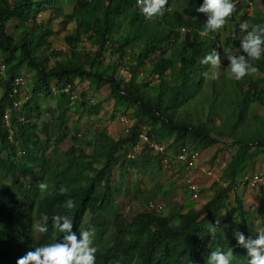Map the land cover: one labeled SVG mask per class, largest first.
<instances>
[{"label": "trees", "instance_id": "16d2710c", "mask_svg": "<svg viewBox=\"0 0 264 264\" xmlns=\"http://www.w3.org/2000/svg\"><path fill=\"white\" fill-rule=\"evenodd\" d=\"M237 1L232 0L234 4ZM182 3L181 7H175L173 0H168L163 15L147 20L136 0H76L69 13L63 12L62 0H0V65L3 66L0 75V264H17L20 257L34 251L36 246L62 238L63 234L52 227L51 217L55 215L69 216L74 231L87 230L83 223L91 205L100 216V222L92 225L96 264H207L210 252L217 248L225 252L229 248L233 250L231 264H248L250 257L238 245L234 233L239 231L255 238L258 230L248 221L247 211L237 195L234 200L239 229L230 226L220 230L218 226L212 233L208 226L218 220L229 190L236 189L235 184L244 177L249 164L258 155L264 161V135L251 136L245 132L250 129L249 123L264 125V114L250 107V118L244 122L249 104H264L262 81L254 74L236 80L230 70L217 73L221 67L204 64V57L216 49L220 35L218 32L201 35L206 20L200 18L203 13L197 9L203 0H182ZM46 7L50 9V16L38 24L37 17ZM128 7L130 12L126 11ZM168 7L172 10L168 11ZM58 17L63 28L70 22L75 23L72 32L65 36L69 52L51 50L46 54L53 34L50 21ZM12 20L13 28L9 31ZM246 21L249 25H263L264 13L255 11ZM180 27L185 31L178 39ZM79 41H86L94 49L83 46L77 50ZM226 43L230 42L226 40ZM108 44L113 47L110 55H116L112 71L107 63ZM239 46L240 42H234L231 49L245 55ZM129 51L133 52L134 60L129 64L130 74L126 78L119 69L127 64L124 62ZM59 54L63 58L57 59ZM151 55L156 56L154 61ZM254 66L264 73V55ZM141 67H144L141 75L147 89L134 79ZM24 69L34 73L33 86L30 98L16 109L13 101L18 97L9 95L14 79L23 77ZM223 74L229 76L219 79ZM75 82H88L95 92L104 87L110 89L114 110L121 109L123 114L130 112L133 119L124 137L114 139L107 131L99 133L98 139H81L72 134L67 116L73 103ZM67 86L69 92H62ZM81 97V116L90 118L103 111L101 103L91 104L85 94ZM38 98L45 102L52 100L53 107L42 109ZM203 105L207 107L205 119L192 112V109L201 110ZM4 111L9 113V126L3 123ZM221 111H226L227 117L217 125L213 117ZM229 123L231 128L226 127ZM144 125L149 127V138L158 143L171 138L166 149L178 146L174 156L183 145L199 151L200 147L203 149L218 141V137L230 138V142L221 141L228 150H234L222 172L225 185L218 186L196 210L172 212L171 208L166 214H157L149 209L135 212L126 221L117 209V189L128 195L130 182L125 180L126 175L143 172L149 165L158 170L163 160L160 155L147 157L148 149H144L148 153L120 159L122 146H128L129 152ZM239 128L242 133L236 132ZM51 142L55 143L53 152L63 143L68 147L61 152L59 162H52L51 155L50 164L39 167L36 151L40 149L46 154ZM115 169L119 171V178L114 183ZM41 181L49 185V193L39 192L37 185ZM61 187L67 189L64 194L59 191ZM149 191L140 204H148L157 195L155 189ZM258 191L256 212L264 215V189ZM68 199L75 204L71 210L64 207ZM42 214L49 216V230L44 234L33 229ZM173 219L178 222L171 224Z\"/></svg>", "mask_w": 264, "mask_h": 264}, {"label": "rangeland", "instance_id": "374dc122", "mask_svg": "<svg viewBox=\"0 0 264 264\" xmlns=\"http://www.w3.org/2000/svg\"><path fill=\"white\" fill-rule=\"evenodd\" d=\"M63 4V12L69 13L73 6L76 5V0H62ZM182 0H173V5L175 7L182 6ZM236 9L233 12L232 16L228 20L225 27L218 32L220 35V39L217 40L216 51L221 55V65L217 68V73L220 71H229L228 64L229 62L224 57V49H231V45L234 42H239L238 39L234 38V33L238 36L239 24L243 21H246L250 16L254 15V12H262L264 13V0H238L236 3ZM178 9V8H177ZM131 7L126 8V11L130 12ZM50 16V9L46 7L37 17L38 24L44 23L48 20ZM202 20H206L207 16L202 14L200 17ZM60 17L55 18L50 21V26L53 28V34L50 35V45L46 48L45 53L48 54L51 50L58 51L61 53H68L69 47L66 44L65 36L72 32L75 27L74 22H70L67 24L65 28L60 25ZM149 20L148 18H146ZM14 20L9 23L8 30L11 31L13 28ZM264 25V24H263ZM185 28L180 27L178 32V39H181L184 34ZM116 39V36L113 37ZM226 40L230 43L227 44ZM85 46L86 48L94 49V46L87 43L86 41L77 42V50H81V48ZM134 44L131 45L133 48ZM112 44H108L106 47V56H108L107 63L110 65V71L113 70L114 61L116 59V55H110V50L112 49ZM130 50V48H129ZM235 52V51H234ZM133 52L128 53L127 58L124 63L123 68L119 69L126 78L129 77V64L133 62L134 56ZM170 56V51L165 55ZM63 58V55L59 54L57 59ZM156 58L155 55H151V60L154 61ZM52 63V62H51ZM148 65V64H146ZM144 67H141L138 72L135 74L134 79L137 83H140V86L144 89H147V82L143 79L141 75V71ZM215 74V73H214ZM22 76L27 82L26 92L27 95L31 94V88L33 86V76L34 73H29L26 69L23 70ZM229 74H223L219 76V79L222 77H228ZM232 77V76H231ZM254 77L261 80V88L264 89V73L257 72L254 74ZM236 83V81H235ZM239 83V82H237ZM155 84V83H154ZM81 94L86 95L87 101L91 104H102L103 111L98 116H92L88 118L85 114L80 115V103L82 101ZM110 89L108 87L102 88L100 91L95 92L89 86L88 82L74 84V92L72 105L67 116V126L71 130L72 134L77 136L78 138H94L98 139L99 133L102 131H107L108 134L114 138H122L126 133V128L119 121V115L123 114L121 109L114 110L113 101L109 98ZM264 99V95L262 96ZM39 100V98H38ZM38 105L42 107V109L46 110L53 107V101L49 100L48 102L39 100ZM23 104L21 102L20 106ZM250 107H256L257 113L264 114V104L254 103L249 104L248 113L245 115V121L249 120ZM207 107L202 106L201 110L192 109V112L196 115H201L203 119L206 117ZM129 121L130 125L133 123L132 116L130 112L124 113ZM226 111H221L218 113V116H214V123L219 125L225 122L226 120ZM231 124H226V127H230ZM250 129L245 130L246 134L251 136L256 135H264V125L260 124H251L249 123ZM142 128H145L148 131L149 127L144 125ZM141 128V129H142ZM240 128L236 131L239 133ZM217 137L214 139L218 141L210 143L207 147H200L199 149V159L197 161V166L195 168H185L182 164L176 162L174 160V152L177 150L176 145L170 146L167 149V157L168 162H164L161 167L157 170L156 166L149 165L143 172L135 171L130 172L126 175L125 180L129 181L128 191L130 193L126 195V191L117 189V209L123 218L128 221L135 212L137 211H149L148 205L146 203L140 204L141 198L144 199L151 189H155L157 195L152 199L153 201L159 203L162 206L161 212H156L157 214H166L169 212L171 208H173L172 212L180 211V212H188L192 209L200 208L213 194L214 190L218 186H224L225 183L222 180V172L225 169L227 162L231 159L232 152L224 146L223 142H230L231 139L228 137ZM171 142V138H167L162 142V145L165 147L167 144ZM55 143L51 142V149L45 153H42L37 150L36 152L39 154V167H45L47 164H50V159L52 155V162H59L62 159L63 150L67 149L68 144L58 145V151L53 152V147ZM83 145V144H81ZM53 152V153H52ZM149 152V151H148ZM147 151H143L142 154L148 153ZM52 153V154H51ZM50 154V155H49ZM128 154V146L123 145L121 151L119 152V157L122 160L124 157H127ZM141 154V155H142ZM138 155V154H137ZM140 155V156H141ZM154 154L149 153L147 157L151 158ZM138 157V156H137ZM96 165H99L96 163ZM254 174H263L264 175V161L262 155H258L256 159H254L248 167L246 172V178H249ZM119 178V171L117 169L114 170V183ZM195 184L199 187V192L193 195L190 190H188V185ZM236 189L231 188L229 190V198L224 203V206L219 212V229L226 230L230 226H235V228L240 227V219L238 216V212L236 211V201L235 195H237L242 200V205L244 210L247 211L246 217L248 221L254 225L255 228L259 231L260 229H264V215H259L256 212V206H258L259 200V191L258 188H252L245 180H238L235 184ZM132 191V192H131ZM100 222V216L98 212L95 211V207L93 205L89 206L85 218L83 227L86 229H91L92 225L98 224ZM178 222L177 219H173L171 224H176Z\"/></svg>", "mask_w": 264, "mask_h": 264}, {"label": "clouds", "instance_id": "9594fccd", "mask_svg": "<svg viewBox=\"0 0 264 264\" xmlns=\"http://www.w3.org/2000/svg\"><path fill=\"white\" fill-rule=\"evenodd\" d=\"M136 4L139 5L142 14L151 19L163 15L168 0H136ZM235 9L236 5L232 0H203V4L197 9L207 16L201 35L222 30ZM167 10L172 9L168 7ZM238 31L239 35L234 33V38L239 40V48L245 55H238L232 49L223 51L224 57L229 62L228 69L231 74L236 80H241L258 72L254 62L264 55V25H249L248 21H243L239 24ZM202 62L217 68L222 63L221 55L214 49ZM204 75L207 76V72ZM37 187L41 194L49 193V185L46 182H39ZM59 191L64 194L67 189L61 187ZM64 207L71 210L75 207L74 201L66 200ZM51 221L53 229L63 234L62 238L36 246L34 251H29L20 257L17 264H96L97 248L93 245L94 228L74 231L73 220L67 215H55L51 217ZM48 223L49 216L42 214L40 220L34 223L33 229L41 234L47 233ZM218 226L219 220L215 224L209 223V231L215 233ZM234 236L238 245L246 249L250 257L248 264H264V229H260L255 238L246 237L239 231L235 232ZM233 256L231 248L226 252L217 248L210 252L207 264H231Z\"/></svg>", "mask_w": 264, "mask_h": 264}, {"label": "built area", "instance_id": "2783aa9c", "mask_svg": "<svg viewBox=\"0 0 264 264\" xmlns=\"http://www.w3.org/2000/svg\"><path fill=\"white\" fill-rule=\"evenodd\" d=\"M138 4V3H137ZM3 66L0 65V75L2 74ZM27 88V82L23 77H16L13 81V88L11 91V94L9 95L12 97H18V100L13 101V107L18 109L20 107L21 102H25L27 99H29V95H27L26 92ZM70 90L69 86L65 87L62 92L68 93ZM73 95H72V98ZM3 123L7 126L10 125L9 122V113L8 111H4L2 115ZM119 121L121 124L124 125L126 128V133L130 129V121L128 117L125 114L119 115ZM138 141L131 146L130 151L127 154V157H133L136 154H139L144 151V149H148V151L154 155H160L163 156L162 164L164 162H168V155H167V149L166 146L164 147L162 143L156 142L154 139H150L147 135V131L145 128H142L141 131L138 133ZM199 151H195L192 149H187L185 145L180 146L176 155L174 156V160L180 164H182L186 169L187 168H195L197 166V161L199 159ZM241 180H245L252 188H262L264 189V175L263 174H254L249 178L243 177ZM188 190H190L191 194L195 195L197 192H199V187L195 184L188 185ZM148 208L151 210H154L155 212H160L162 209V206L153 201H148Z\"/></svg>", "mask_w": 264, "mask_h": 264}, {"label": "crops", "instance_id": "0c3cea01", "mask_svg": "<svg viewBox=\"0 0 264 264\" xmlns=\"http://www.w3.org/2000/svg\"><path fill=\"white\" fill-rule=\"evenodd\" d=\"M251 176H252V175H251ZM251 176H250V177H251ZM244 177H246V175H244Z\"/></svg>", "mask_w": 264, "mask_h": 264}]
</instances>
